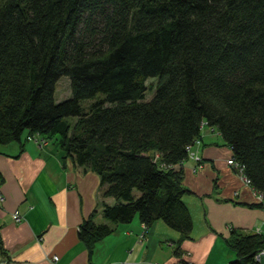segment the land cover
Here are the masks:
<instances>
[{"label":"trees","instance_id":"1","mask_svg":"<svg viewBox=\"0 0 264 264\" xmlns=\"http://www.w3.org/2000/svg\"><path fill=\"white\" fill-rule=\"evenodd\" d=\"M63 76L72 95L56 103ZM205 127L261 197L247 206L264 210V0H0V145L40 135L98 175L105 223L95 211L78 232L89 255L136 217L190 237L177 166ZM225 241L234 264H260L263 234Z\"/></svg>","mask_w":264,"mask_h":264},{"label":"crops","instance_id":"2","mask_svg":"<svg viewBox=\"0 0 264 264\" xmlns=\"http://www.w3.org/2000/svg\"><path fill=\"white\" fill-rule=\"evenodd\" d=\"M198 151L201 169L193 171L192 160L177 166L192 192L183 198L192 218L188 239L179 241L162 221L146 227L136 217L114 225L89 255L78 232L95 211L94 221L105 223L98 175L64 161L59 145L40 135L0 145V264H234L225 239L231 229L264 235V210L247 206L261 198L227 164L232 152L217 132L205 127Z\"/></svg>","mask_w":264,"mask_h":264},{"label":"rangeland","instance_id":"3","mask_svg":"<svg viewBox=\"0 0 264 264\" xmlns=\"http://www.w3.org/2000/svg\"><path fill=\"white\" fill-rule=\"evenodd\" d=\"M155 82V80H153V79H150V80H148L147 81V84L149 85V84H151V83H154ZM153 93L154 92H151L150 90L146 93V96H147V98L146 99H150L151 98V96L153 95ZM71 87H70V80H69V78L68 77H65V76H63V77H61L59 80H58V82H57V84H56V90H55V94H54V98H55V101H56V103H59V102H61V101H64V100H66V99H69L70 97H71ZM103 97V95L102 94H99L95 99H101ZM89 103H91V101H86V100H84V101H82L81 102V105H82V107L84 108V110L86 111L87 110V107H88V105H89ZM66 120L69 122V123H73L74 121H75V119L74 118H71V117H68V118H66ZM44 140V139H43ZM42 143V142H41ZM189 160H191V159H189ZM193 161V160H192ZM231 168V167H230ZM232 169V168H231ZM233 170V172L235 173L236 171L234 170V169H232ZM193 171H195V168H194V170ZM196 172V171H195ZM236 174V173H235ZM237 175V174H236ZM238 176V175H237ZM102 220H104L103 218H102ZM96 221L97 222H101V220H98V219H96Z\"/></svg>","mask_w":264,"mask_h":264},{"label":"built area","instance_id":"4","mask_svg":"<svg viewBox=\"0 0 264 264\" xmlns=\"http://www.w3.org/2000/svg\"><path fill=\"white\" fill-rule=\"evenodd\" d=\"M199 146H200V142L197 141L196 143V149L193 151L192 150V146H188L187 147V150H188V153H189V159L195 161V163L197 164V166L195 167V170H199L202 168V164L200 163V156L198 155L199 154ZM227 164L232 168L234 169L236 172V174L242 179V181L247 184L249 186V181L244 177V175L242 174L243 172V166H241L239 163H237L233 158H230L228 159L227 161ZM261 198V197H260ZM258 234H261V233H258ZM264 256V248L261 249L255 256L256 260L260 263L261 261V257ZM54 261H57L58 258L57 257H54L53 258Z\"/></svg>","mask_w":264,"mask_h":264}]
</instances>
